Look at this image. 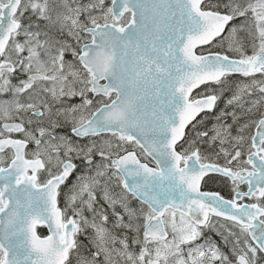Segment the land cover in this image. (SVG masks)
<instances>
[{
  "label": "snow or ice",
  "instance_id": "1",
  "mask_svg": "<svg viewBox=\"0 0 264 264\" xmlns=\"http://www.w3.org/2000/svg\"><path fill=\"white\" fill-rule=\"evenodd\" d=\"M57 7L54 17L50 0H0V95L10 97L0 100V264H261L264 0H229L225 14L205 0H57ZM237 17L244 22L222 37ZM245 24L250 55L239 35ZM225 43L238 58L202 48ZM233 74L251 80L233 90L226 79ZM201 85L208 87L193 95ZM225 90L232 95L218 123L199 130L197 116L212 112ZM229 115L235 136L220 122ZM190 124L195 135L186 139ZM77 159L94 175L77 176L61 208V185ZM210 173L231 182V199L201 191ZM212 217L231 222L217 231L228 253L210 239L196 243L215 228ZM37 225L49 234L39 236Z\"/></svg>",
  "mask_w": 264,
  "mask_h": 264
},
{
  "label": "rangeland",
  "instance_id": "2",
  "mask_svg": "<svg viewBox=\"0 0 264 264\" xmlns=\"http://www.w3.org/2000/svg\"><path fill=\"white\" fill-rule=\"evenodd\" d=\"M80 2L81 3H87L88 2V0H80ZM110 3H111V0H105V4L106 5H110ZM220 4L221 5V7H219L218 9H220V10H225V12H228V9L227 8H225V7H223V5H225V4H227V3H229V0H217L216 2H215V4ZM50 4L52 5V7L55 9V11L53 12V16L55 17V12L56 11H62V9H60L59 7H57V0H50ZM215 4H213V5H215ZM30 15V12L29 13H25V16L27 17V16H29ZM33 19H35V17H32ZM27 21H25V23H26ZM244 22V18H242V17H237L236 18V22L232 25V27L233 26H239V25H241L242 23ZM41 23L43 24V21H41ZM231 27V28H232ZM230 28V29H231ZM247 28H248V25L247 24H245V31L244 32H241V33H239V35H241V36H244V37H246V41H245V43H246V52H247V54H251V46H250V44H251V37H248L247 36ZM229 29V30H230ZM228 30V31H229ZM254 30V29H253ZM52 31L55 33V29H52ZM228 33V32H227ZM227 33H226V35H227ZM225 35V36H226ZM64 38H67L68 40H69V42L70 43H72V44H75V41L74 40H72V38L71 37H67L66 35H65V37ZM220 40V39H219ZM216 43V42H215ZM214 43V44H215ZM211 50V51H214L215 49L217 50H221V51H225V52H228V53H230V54H232V55H234V56H237L235 53H233V52H230V51H227V43H225L224 44V46L223 47H218V46H209L208 48H206L205 49V52H207L208 50ZM199 51V50H198ZM66 55H68V57H66V59H71L72 57H71V55H70V53L69 54H66ZM257 78H259V76H257ZM250 80L251 79H247V81H242V78H238V77H235V76H232L231 78H228L227 79V81L229 82V84L231 85V87L233 88V90L235 89V85L237 84V83H240V82H250ZM14 83L16 82L15 80L13 81ZM205 88H207V87H203L202 89H200V90H197L195 93H194V95H197L198 93H200L203 89H205ZM213 89H218L219 88V86H217V87H212ZM228 95V96H227ZM231 95H232V92H230V91H228V90H225L224 92H223V95L221 96V99L218 101V105L216 106V110L214 111V113H212V114H207V115H205V116H203V117H201L198 121H203V123L202 124H200V125H197V128L199 129V130H210V129H212V127L214 126V125H216L217 123H218V121H217V119H216V117L219 115V113H220V111L222 110V109H224L225 108V104H226V100L228 99V98H230L231 97ZM257 95H258V93H257ZM4 96V97H3ZM8 95L7 94H5V95H0V100H6V99H9L10 97H7ZM227 96V97H226ZM254 98V97H253ZM233 109L232 108H228L227 109V111H229V112H231ZM236 111L239 113V109L237 108L236 109ZM258 113H256L254 116H252V117H248V116H241V120H240V122L241 123H245V122H247V123H250L251 122V119H253V118H258ZM220 122H222V123H225V124H229V125H233V127L231 128V133H232V135L233 136H235L236 134V132H237V126L236 125H234L233 124V119H232V117L229 115V116H227V117H225V118H222V120L220 121ZM250 128H254V126H252V127H250ZM248 128H246L245 129V131L247 130ZM58 133H60V134H68V135H71V133H70V130L68 129V128H58L57 130H56ZM60 131V132H59ZM244 131V132H245ZM212 133L210 132V135H211ZM103 135H105V134H103ZM190 137H193L194 135H195V131L193 130V128H191L190 130H189V134H188ZM245 137H247V136H245ZM110 139H111V137H110ZM100 140H98V142H99ZM207 145V144H206ZM35 146L34 145H32L31 144V146L29 147V149H33ZM136 151H137V155H140V150L137 148L136 149ZM94 159L96 160V161H99L100 160V157L99 156H96V157H94ZM77 160H79V159H77ZM75 161V160H74ZM81 162H82V160H80ZM77 165H78V163H76ZM154 164V163H153ZM154 166V165H153ZM88 170L89 169H87L86 168V166H85V164L82 162V166H81V171H79V172H76V174H75V179L74 180H72V182L70 183V184H66V185H63L62 187H61V195L58 197L59 199H60V201H61V203H63V206H65V193H67L68 192V190H69V188L72 186V184L73 183H75L76 182V178H77V176H80V175H85V176H87V175H94V169H92V170H89V173H87L88 172ZM45 176H46V173H43V177L41 178V180H43L44 178H45ZM73 177V178H74ZM205 184H207L208 185V188H216V187H220V182L219 181H217L216 183H210V182H208V181H206V182H203V185H205ZM111 187H113V188H115L116 189V191H119L120 189L119 188H117V186H116V183H114V184H112L111 185ZM222 193V192H221ZM222 195H224L223 193H222ZM97 196H99V192H97ZM101 204L103 203V201H101L100 202ZM132 204H133V206H138V202L136 201H134V203H133V201H132ZM105 207H106V205H105ZM107 208V207H106ZM87 213V212H86ZM88 214V213H87ZM221 225H223L224 227L222 228L221 226L220 227H216L215 226V228L213 229L212 228V231L210 230H205L204 232H203V238L204 239H206V238H209V237H211L212 236V241L214 240L213 238H216V239H218V240H220V241H222L223 242V237L222 236H220V235H218L217 234V231H220V232H224V228H229V227H227V226H225V224H221ZM234 231H235V229H234ZM225 235H227V233L225 232L224 233ZM79 239L81 240V241H84V243H88L86 240H85V238L83 237V236H80L79 237ZM231 239V238H230ZM203 240V239H202ZM201 240V241H202ZM222 251H226V249H224V248H222ZM225 253H228V252H225ZM261 264H264V261H261Z\"/></svg>",
  "mask_w": 264,
  "mask_h": 264
},
{
  "label": "flooded vegetation",
  "instance_id": "3",
  "mask_svg": "<svg viewBox=\"0 0 264 264\" xmlns=\"http://www.w3.org/2000/svg\"><path fill=\"white\" fill-rule=\"evenodd\" d=\"M217 0H205V3H207V4H210V5H213V4H215V2H216ZM213 10H218V11H220L222 14H225V13H227V12H225V10H220V9H213ZM236 22V18L235 19H233L232 21H230L229 23H228V25H226L225 26V31H224V33L222 34V36H225L226 35V33L228 32V30L232 27V25L234 24ZM215 43V42H214ZM213 43V44H214ZM209 46H211V45H208V46H206L205 48H203L204 50L206 49V48H208ZM200 51V50H199ZM198 51V52H199ZM212 52H222L223 54H227V55H229L230 57H233V58H238L237 56H234V55H232V54H230V53H228V52H225V51H221V50H214V51H212ZM207 52H205V54H206ZM66 57H68V55H66ZM72 59V58H71ZM71 59H69V60H71ZM233 75H231V76H229V77H227L226 79H228V78H231ZM257 76H259V74H257ZM235 77H238V78H242V81H247V79L249 80V79H251V78H245V77H242V76H240V75H238V76H235ZM203 87H208V85H204V86H202L200 89H202ZM211 87H217V85H211ZM199 89V90H200ZM228 96V95H227ZM226 96V97H227ZM4 97V96H3ZM7 97H9V96H7ZM74 100H75V102H79V98L77 97V98H74ZM217 105H218V102H217ZM216 110V107L213 109V111L212 112H208V113H201L199 116H197V118H196V120L198 121L201 117H203V116H205V115H207V114H212V113H214V111ZM193 123L195 124L196 123V121H193ZM192 128V125L190 124L189 126H188V128L185 130L186 131V133H188L189 134V130ZM255 128V127H254ZM254 128H248L244 133H243V135L244 136H247V137H250L251 135H253L254 134ZM236 135H237V132L235 133ZM14 136H19V134H13ZM110 134H105V135H103V138L104 139H110ZM190 136L188 135L187 137H186V139L187 138H189ZM94 139H97V140H100V138H94ZM112 139V138H111ZM250 139H247L246 141H245V143H244V145H243V147H242V151L244 152V156H243V158L244 159H246L247 158V151H248V145L250 144ZM184 143V141H181L180 142V144H183ZM31 146V144L29 145V147ZM186 146V145H185ZM201 148H202V150H204L206 153H211L212 155H211V159L212 160H214V161H216V162H218L221 166H223L224 165V163H225V161H224V158H223V156L221 155V157L217 160L216 159V156L214 155V153H213V149L212 148H210L208 145H206V144H201V145H199ZM126 147H128V150L129 151H131L132 150V147L131 146H126ZM226 147H227V145H226ZM177 150L179 151V150H181L180 149V145L178 144L177 145ZM219 149L217 148L216 149V151H218ZM139 156V158L141 159V161L142 162H147V163H149V165H151V166H153L154 164L153 163H151L150 162V160L149 161H146L145 159H144V157L143 156H141V155H138ZM74 163H78V165H77V168L75 169V171L72 173V175L68 178V180L65 182V185L66 184H70L71 182H72V180H74L75 179V174H76V172H79V171H81V166H82V162L80 161V160H75V161H73ZM87 173H89V170H88V172ZM43 177V173H41V176H40V179ZM74 177V178H73ZM210 177H211V179H210ZM206 181H208V182H210V183H216L217 181H219L220 182V187H216L215 189H217L218 191H221L224 195H223V197H225L226 199H231V197H232V191H231V182L230 181H228L226 178H224V177H222V176H218V175H209V176H206L205 178H204V180H203V182H206ZM114 184V183H113ZM63 185H61V187H62ZM241 189L242 190H244V191H247V185H241ZM61 190V189H60ZM101 202V201H100ZM136 202V201H135ZM251 202H253V201H249V200H247V199H245V200H243V201H240V203H251ZM133 203H134V201H133ZM58 206L59 207H61V208H64V206H63V203H61V201H60V199L58 198ZM106 207H107V205H106ZM85 215H90V214H87L86 212H85ZM212 219V221H213V223L215 224V226L216 227H220L221 226V224H225V226H227V227H229V228H231L232 226H231V222H228V221H225V220H221V219H218V218H211ZM205 230H211L212 231V228H208V229H204V231ZM234 230V229H233ZM235 231H238L237 229H235ZM203 239V240H202ZM206 239H210L211 241H212V236L211 237H209V238H206ZM214 240H213V242H215L221 249L222 248H224V249H226V251L225 252H228L229 250H228V248L227 247H225L224 246V243L222 242V241H220V240H218V239H216V238H213ZM202 240V241H201ZM205 241V239L203 238V236L201 237V239L200 240H198V241H196V243H203ZM262 255V254H261Z\"/></svg>",
  "mask_w": 264,
  "mask_h": 264
},
{
  "label": "water",
  "instance_id": "4",
  "mask_svg": "<svg viewBox=\"0 0 264 264\" xmlns=\"http://www.w3.org/2000/svg\"><path fill=\"white\" fill-rule=\"evenodd\" d=\"M233 75H238V74H233ZM101 83H104V81H101ZM201 86H203V85H201ZM195 90H197V89H195ZM194 90V91H195ZM188 128V127H187ZM186 128V129H187ZM255 132H256V129L254 128V134H255ZM105 134H107V133H105ZM109 134V133H108ZM150 167H152V166H150ZM153 167H155V165L153 166ZM209 175H217V174H209ZM219 176V175H218ZM202 182H203V180L201 181V191H204V190H202ZM216 218H218V217H216ZM219 219H221V220H224V219H222V218H219ZM38 228H44L45 229V235L44 236H41L42 238L43 237H46L48 234H49V232H48V229H47V227L46 226H44V225H37V228H36V231H37V229ZM37 234H38V232H37ZM39 235V234H38ZM40 236V235H39ZM264 255V254H263Z\"/></svg>",
  "mask_w": 264,
  "mask_h": 264
},
{
  "label": "trees",
  "instance_id": "5",
  "mask_svg": "<svg viewBox=\"0 0 264 264\" xmlns=\"http://www.w3.org/2000/svg\"><path fill=\"white\" fill-rule=\"evenodd\" d=\"M203 189H204V190H209V191H217L218 193H220V194L222 195L221 191H218V190L215 189V188H208V185H207V184L203 185ZM222 196H223V195H222ZM39 233H40V234H43V233H44V229H43V228L39 229Z\"/></svg>",
  "mask_w": 264,
  "mask_h": 264
},
{
  "label": "bare ground",
  "instance_id": "6",
  "mask_svg": "<svg viewBox=\"0 0 264 264\" xmlns=\"http://www.w3.org/2000/svg\"><path fill=\"white\" fill-rule=\"evenodd\" d=\"M60 132V131H59ZM106 208V207H105Z\"/></svg>",
  "mask_w": 264,
  "mask_h": 264
}]
</instances>
